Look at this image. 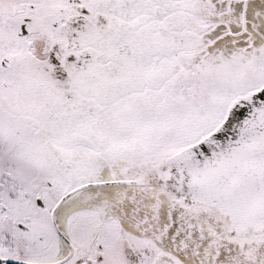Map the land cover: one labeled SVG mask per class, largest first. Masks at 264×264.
I'll return each mask as SVG.
<instances>
[{
    "label": "snow or ice",
    "instance_id": "1",
    "mask_svg": "<svg viewBox=\"0 0 264 264\" xmlns=\"http://www.w3.org/2000/svg\"><path fill=\"white\" fill-rule=\"evenodd\" d=\"M0 264H264V0H0Z\"/></svg>",
    "mask_w": 264,
    "mask_h": 264
}]
</instances>
